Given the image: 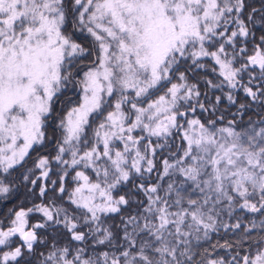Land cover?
Masks as SVG:
<instances>
[{
    "label": "snow or ice",
    "instance_id": "1",
    "mask_svg": "<svg viewBox=\"0 0 264 264\" xmlns=\"http://www.w3.org/2000/svg\"><path fill=\"white\" fill-rule=\"evenodd\" d=\"M70 15L72 28L92 38L91 50L68 29ZM257 22L264 24V4L257 9L247 0H0V200L17 189L8 179L16 166L49 139L57 141L54 160L65 166L59 193L67 191L68 168L95 173L75 171L71 212L44 185L38 195L47 203L9 209L7 225L0 222V264H33L32 257L38 264H264V116L249 117L239 130L235 120L217 127L215 119L186 118L197 107L208 110L187 76L206 67L205 57L222 78L207 86L229 90L213 108L226 99L241 116L253 104L264 109V34L251 54L246 42ZM85 55L94 59L76 69ZM79 72L80 100L57 116L62 90ZM237 87L246 100L233 95ZM173 130L181 134L180 152L168 143ZM165 149L157 170V150ZM48 165L46 156L35 165L45 178ZM23 180L38 183L27 174ZM35 194L28 187L23 196ZM245 212L259 214V222L245 223ZM32 213L42 219L30 224ZM48 228L62 229L63 246L41 235ZM221 228L238 234L212 245L233 250L230 258L197 247ZM257 229L254 252L234 250ZM37 244L44 247L38 257Z\"/></svg>",
    "mask_w": 264,
    "mask_h": 264
},
{
    "label": "trees",
    "instance_id": "2",
    "mask_svg": "<svg viewBox=\"0 0 264 264\" xmlns=\"http://www.w3.org/2000/svg\"><path fill=\"white\" fill-rule=\"evenodd\" d=\"M247 3L250 6H253L257 9H260L262 4H264V0H247ZM68 29L70 31L74 32V37L77 39L78 42H80L83 46L87 47L88 49L93 48V42L92 38L88 35L86 30H79L72 28V19L71 15L69 16V23L67 25ZM251 27V34L248 38H246L247 42V48L249 50L248 54H251L252 49L254 46L259 43L260 37L262 34H264V24H261L259 22L255 23ZM231 51V48L229 49ZM94 59V56L85 55V57L82 59V61L78 62L76 64V69H80L82 66L85 67L89 64L90 61ZM191 64V61L188 62ZM200 63L205 64L206 67L204 68H189L187 72L188 76V82L189 83H195L198 85L199 91L201 93L199 99L202 103H205L207 107V111H201L198 107L195 114L196 118L201 119L202 122L207 123L209 119H215L217 120V127H220L222 125H226L229 120H235L237 122V129L243 128L247 125L249 121V117L252 118L253 121L257 120L260 116H264V109H262L259 105L253 104L250 108H248L247 112L241 116L240 114H237V108L238 105H232L230 104L226 99H223L221 103L216 104L215 108L212 107V104H215V97L216 96H223L226 91H229L227 88L223 89H216V88H210L205 83L206 80H212L215 83H220L221 77L218 76V66L214 65V61L211 60V58L205 57L201 58ZM217 67V72H213L212 68ZM74 69V71L76 70ZM258 72V69H257ZM82 72H79L77 75L73 77L72 83L68 84L66 88L62 90V94L59 97L58 102L56 103L57 108V116H62L65 114L71 107H73L76 103L79 102V91H77V80L80 78ZM247 76H244V81L247 82ZM233 95L241 101L246 100L247 97H245L244 92L242 88L237 87L236 89L231 90ZM71 101V103H69ZM195 104V99L191 102ZM183 105V102H181ZM187 108V105H183V107L180 108L181 111H184ZM190 112V111H189ZM223 116V121L219 120L218 118ZM181 122L183 123L186 118H180ZM58 122V120H57ZM99 120L95 121L93 124V127L95 126V123H98ZM55 127L52 120L49 119L48 124L46 127ZM174 135L168 138V143L171 146V150L173 152H180L181 151V144L183 141L181 140L180 136L181 134L176 132V130H173ZM135 135H142L139 131L134 133ZM52 133L51 130H49V136L51 137ZM89 135H91V130H89ZM155 142L156 138H148ZM148 141L145 140L144 144H146ZM56 146L57 141L55 138L49 139L48 142L44 147H39L38 151L35 150H29L30 155L26 157L25 162L23 164V167H20L19 165L16 166V169L12 171V174L8 177L9 180H12L16 183L17 189L16 191L11 195V198L6 200H0V222H2L4 225H7L8 223V217L11 215L9 213V209H12L14 206H21L24 207H31L32 203H47V200L44 198L39 197V187L41 185H44L48 188V198H52L53 196V189L56 190L57 196H62L63 199H57L56 204L59 206H63L69 209L71 212L74 209V206L71 205L68 201V193L72 191V189L76 186V181L73 180V177L75 176V171H84L85 174L89 175L92 179H95V173L92 172L91 169H85L83 165L78 166L75 170L72 168H68L67 172L68 174L65 176V187L67 191L63 194L58 192L59 189V177L61 175H64L65 172V166L57 164V162L54 160V157L56 155ZM117 146L119 148H123V145L119 144L117 142ZM38 147V146H34ZM141 149L143 150V144L141 145ZM40 156H46L49 158V165L47 166L48 170V177H43L41 175L42 169L36 168V163L38 162V158ZM162 156H168V151L165 149L163 152L160 150H157V157H156V165L157 170H160L162 168L161 165V157ZM64 159H68L70 161L71 157L69 155H66ZM23 174H27L30 179H38L37 185H30L27 181L23 180ZM157 177V172L154 171L150 175L151 182H155ZM145 178H149V174L145 173ZM53 181H57V183L53 184ZM166 187V183L163 185ZM31 187L34 189L35 195L29 196L27 199L24 198L23 194L26 191V188ZM130 185H124L119 190V194H122L124 191H127ZM140 199H145L144 196L141 194ZM79 210H77L78 212ZM241 210H237L234 213V216L240 215ZM247 219H244V218ZM42 217L39 213H32L30 214V224L37 222V220H41ZM225 219H228L225 217ZM241 219H244V222L247 223L249 220H255L257 223L260 220L259 214H249L245 212L243 214V217ZM119 217L115 218V222L118 223ZM113 221L109 220L108 223L111 224ZM231 222H235L232 220ZM42 236H46L49 244L53 240H56L60 246H63L66 242V235L63 233L62 229H58L57 231H53L51 228L48 229H41L39 230ZM251 239L248 241H244L243 248L242 249H234L239 251H244L246 249H251L254 251L256 249V243L254 241L259 240V229L253 230L251 232ZM14 240H18V237H14ZM238 239V234L233 233L230 231H226L223 228L219 229L217 232L210 233L209 239L207 240H201L197 247L203 251L204 249H207L208 252L213 257H219V256H225L229 257L231 255V251H226L223 248H212L213 244H216L217 242L220 244H223L225 240L234 241ZM37 250V257L40 252L44 251V247L37 244L36 245ZM33 261V264H38V260L36 257L31 258Z\"/></svg>",
    "mask_w": 264,
    "mask_h": 264
},
{
    "label": "rangeland",
    "instance_id": "3",
    "mask_svg": "<svg viewBox=\"0 0 264 264\" xmlns=\"http://www.w3.org/2000/svg\"><path fill=\"white\" fill-rule=\"evenodd\" d=\"M85 70H86V69H85ZM81 77H82V74H81L80 78H81ZM77 91H79V93H80V94H79V100H80V96L82 95V92H81V89H80L79 85H78V87H77ZM74 106H75V105H74ZM69 110H70V109H69ZM186 118H196V117H195V114H194V113H192V112H188ZM40 171L42 172V170H40ZM41 172H40V173H41ZM255 250H256V249H255ZM255 250H254V251H255ZM254 251H253V252H254Z\"/></svg>",
    "mask_w": 264,
    "mask_h": 264
}]
</instances>
